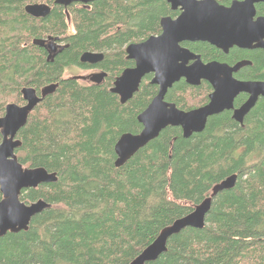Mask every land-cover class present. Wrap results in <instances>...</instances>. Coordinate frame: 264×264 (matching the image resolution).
<instances>
[{
    "label": "trees",
    "instance_id": "trees-1",
    "mask_svg": "<svg viewBox=\"0 0 264 264\" xmlns=\"http://www.w3.org/2000/svg\"><path fill=\"white\" fill-rule=\"evenodd\" d=\"M28 1L0 0V118L6 105H24L22 88L39 95L58 85L17 133L21 146L15 150L23 167L43 168L57 181L21 192L24 204L43 200L51 207L35 215L26 232L0 238V264H131L163 229L192 213L233 175L234 187L212 198L203 229L171 236L166 251L146 264H264V98L242 125L224 111L189 138L168 127L117 168V140L141 131L137 117L158 91L147 75L124 105L110 93L122 71L134 66L125 48L158 36L160 20L179 11L166 0H95L65 12L47 0L50 14L32 20L22 11ZM215 1L227 7L232 0ZM255 8L257 16L264 15V4ZM17 28L33 34V46L3 36L4 29ZM46 36L64 43L51 59L36 44ZM182 46L204 63L249 61L234 78L264 82L263 50L233 47L223 54L203 42ZM87 52L101 53L103 60L80 63ZM71 68L97 69L105 78L83 85L65 77ZM211 92L206 82L192 87L181 80L165 101L188 112L207 104ZM246 98L240 95L234 106Z\"/></svg>",
    "mask_w": 264,
    "mask_h": 264
},
{
    "label": "water",
    "instance_id": "water-1",
    "mask_svg": "<svg viewBox=\"0 0 264 264\" xmlns=\"http://www.w3.org/2000/svg\"><path fill=\"white\" fill-rule=\"evenodd\" d=\"M95 0H55L54 4L67 8L72 4L87 5ZM172 11L180 14L172 19L160 20L161 33L147 40L129 44L125 48L126 59L134 66L118 76L110 88V93L118 96L124 105L138 91L142 79L152 75L150 84L158 88L156 96L137 117L142 129L138 134L126 133L120 136L114 146L115 167L124 165L137 151L158 137L168 127L179 128L183 138L201 133L210 117L224 111L232 112V119L242 125L244 117L255 106L259 98H264V82L239 81L234 75L243 67L251 65L241 61L233 66L216 61L204 63L181 44L203 42L227 54L233 47L264 50V17L255 19V7L264 0L234 1L229 7L219 5L215 0H166ZM25 12L34 19H43L51 12L45 4H33ZM51 51L54 50L49 46ZM103 60L101 53H84L79 62L95 65ZM183 80L188 86L197 87L201 82L210 85L212 92L204 106L188 112L180 111L174 104L165 101V95L172 86ZM57 84L49 85L37 95L32 88H22L24 105L8 104L0 118V238L8 233L17 234L28 230L31 219L51 205L43 200L24 204L19 197L21 192L36 189L42 184L57 181L55 173L43 168L23 167L15 155L21 146L17 133L28 120L35 107L52 95ZM247 94V100L239 107H233L234 99ZM236 176H230L211 190L210 197L195 207L192 213L176 220L163 229L156 240L144 249L131 264L154 262L166 251L167 240L186 228L201 230L204 227L212 198L219 193L231 190Z\"/></svg>",
    "mask_w": 264,
    "mask_h": 264
},
{
    "label": "flooded vegetation",
    "instance_id": "flooded-vegetation-1",
    "mask_svg": "<svg viewBox=\"0 0 264 264\" xmlns=\"http://www.w3.org/2000/svg\"><path fill=\"white\" fill-rule=\"evenodd\" d=\"M55 1V0H54ZM234 1H238V2H242V1H244V0H232L231 2H230V4H229V6L231 5V3L232 2H234ZM54 3V2H53ZM90 4V3H89ZM89 4H87V5H83V4H81L83 7H88V5ZM258 4H264V3H257V4H255L254 5V7H256ZM31 5H33V2H31V3H28V2H26L25 4H23V7H22V11L24 12V14L25 15H27L29 18H31L32 20H33V16H31V15H29V14H27L26 12H25V8L27 7V6H31ZM47 5V4H46ZM48 6V5H47ZM229 6H227V7H229ZM50 7V6H49ZM226 7V6H225ZM63 8V7H62ZM68 8V7H67ZM66 8V9H67ZM66 9L64 8V11L66 12ZM176 11H179V14H180V10L178 9V10H176ZM255 13H256V8H255ZM178 14V15H179ZM258 17H264V15H262V16H257V14H255V19L256 18H258ZM176 18V17H175ZM175 18H173V19H175ZM25 32H26V36L25 37H17V39H19L18 41L19 42H21V46H23V47H26V46H28V45H30V46H33V34H28V30H25ZM36 43V42H35ZM184 43H197V42H184ZM184 43H182V44H184ZM38 46H40L41 48H43L46 52H47V57L49 58V59H51L56 53H58L62 48H63V46H64V43H63V40H60V38L59 37H52V36H46V38H42V39H40L37 43H36ZM182 44H181V46H182ZM49 46H52L53 48H54V50L53 51H51L50 49H49ZM183 47V46H182ZM185 48V47H184ZM187 49V48H186ZM187 50H189V49H187ZM253 50H257V49H253ZM260 50H262V49H260ZM190 51V50H189ZM264 51V50H263ZM191 52V51H190ZM222 52V51H221ZM193 53V52H192ZM223 53V52H222ZM194 54V53H193ZM224 54V53H223ZM196 55V54H195ZM85 71V70H84ZM87 71H90L91 72V74L90 75H88V76H86V79H88L90 82H92L91 83V85H97V84H99V83H101V81L105 78V75L104 74H102L100 71H98L97 69H90V70H87ZM240 81V80H239ZM240 95H245L247 98H248V95L247 94H240ZM240 95H238L235 99H234V101L240 96ZM247 98H246V100H247ZM260 99V98H259ZM245 100V101H246ZM234 101H233V107L234 108H239L240 106H238V107H235L234 106ZM24 102V101H23ZM24 104H25V102H24ZM231 112V111H230Z\"/></svg>",
    "mask_w": 264,
    "mask_h": 264
},
{
    "label": "rangeland",
    "instance_id": "rangeland-1",
    "mask_svg": "<svg viewBox=\"0 0 264 264\" xmlns=\"http://www.w3.org/2000/svg\"><path fill=\"white\" fill-rule=\"evenodd\" d=\"M33 2V0L28 1V3ZM33 4H48L47 0H37L36 2H33ZM70 25V24H69ZM70 31H72L71 25L69 26ZM11 37L13 41H17V37H25L26 32L24 28H17V29H4L3 30V36ZM7 38V37H6ZM90 71H83L77 68H71L65 71V77L66 78H76L81 84L83 85H91L92 82H90L88 79H86V76L90 75ZM12 101V100H10ZM11 103V102H10ZM19 105V104H18ZM23 105V104H21ZM20 105V106H21Z\"/></svg>",
    "mask_w": 264,
    "mask_h": 264
}]
</instances>
